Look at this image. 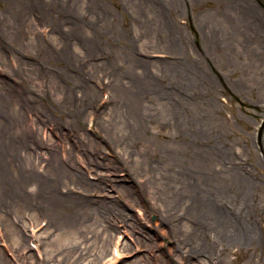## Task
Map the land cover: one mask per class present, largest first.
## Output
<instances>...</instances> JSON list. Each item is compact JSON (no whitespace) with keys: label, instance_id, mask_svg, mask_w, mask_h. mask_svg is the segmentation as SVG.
<instances>
[{"label":"rangeland","instance_id":"rangeland-1","mask_svg":"<svg viewBox=\"0 0 264 264\" xmlns=\"http://www.w3.org/2000/svg\"><path fill=\"white\" fill-rule=\"evenodd\" d=\"M23 20L24 32L17 33ZM0 42L5 45L0 55V130L35 133L42 146L34 152L32 166L42 174L53 153L92 182H99V173L110 179L104 187L85 190L71 180L58 183L62 192H83L94 201L115 205L102 213L101 221L115 230L100 264H173L168 259L171 223H160L151 202H144L150 209L138 202L136 189H131L136 201L131 198L129 203L111 188L130 184L125 166L89 164L82 151L98 149L99 162L118 160L108 144L111 137L98 127L107 124L114 106L107 104L114 88L111 73L131 70L130 55L145 61L136 69L153 83L141 96L189 98L186 108L206 136L200 145L216 147L226 166L241 167L251 180L245 190L247 207L230 191L221 196L216 192L215 199L221 211L227 210L226 231L246 233L244 240L221 241L225 250L218 261V250L210 246L204 260L209 255L217 264H264V0H0ZM17 96L26 100L24 109L15 104ZM89 100L92 105L87 107L84 102ZM3 141L0 152L7 157L0 165L3 179L11 182L0 179V257L6 259L0 258V264L42 262L43 248L57 233L51 226L46 229L53 217L38 208L31 217L33 200L22 195L35 187L34 180L23 178L10 155L24 158L27 148ZM116 213L135 228L125 227ZM10 223L22 228L28 239L25 258L7 248ZM87 242L91 255L80 264H96L100 250L91 239ZM183 250L174 258L181 254L184 261Z\"/></svg>","mask_w":264,"mask_h":264},{"label":"bare ground","instance_id":"bare-ground-1","mask_svg":"<svg viewBox=\"0 0 264 264\" xmlns=\"http://www.w3.org/2000/svg\"><path fill=\"white\" fill-rule=\"evenodd\" d=\"M141 4H144L143 8H148L144 2ZM232 12L237 11L232 10ZM231 19L229 17V20ZM2 20L5 26L6 17L4 16ZM22 24L24 20L18 25L17 33L24 32ZM4 46L0 42V55ZM130 56L131 70L126 68L123 71L121 68L120 72L118 70L117 73L115 71L111 73L114 88L107 104L114 106L109 112L107 124L98 127L101 132L111 137L113 144L110 141L108 144L118 160L114 157V159H105L106 162H99L95 156H98L100 151L98 149L91 151L90 148L82 150L85 159L89 164L107 166L112 169L125 166L124 173L128 175L126 180L130 184H112L111 188H115L116 192L123 194L122 196H125L127 200L132 198L136 201V197L146 209L150 207L148 208L144 202H151V209L157 211L160 223L165 221L171 223L169 236L170 241L173 242V249L169 251L168 259L173 264H214L215 261H211L212 256L208 255L207 260H204V253L210 246L218 250L216 257L218 261L225 250V246L222 245L224 241L241 243L246 234H235L232 229L226 231L225 223H228L229 219H226L227 216L223 213H227V210L224 207L222 211L218 208V202L215 201L216 192L221 196L230 191L247 207L248 197L245 190L251 180L243 174L245 172L241 171V167L236 165L232 167L233 163L226 166L222 155L216 152V147L209 144L200 145L201 136H206L201 131L199 119L195 114V116L190 115L186 108L189 98L186 96H141L147 89L153 88V83L149 77L138 74L136 69L137 66L142 69L141 66L145 61ZM178 70L181 71V67ZM177 75L179 77V74ZM124 76L127 78L126 82L123 81ZM17 100L15 104L18 107L24 109L27 106L26 100L21 97ZM84 103L87 107L92 105L90 100ZM5 129L0 130V139L4 140V143L27 148V156L24 158L20 154L19 157L13 153L10 155L12 160L18 163L17 167L23 178L29 181L34 180L35 187L22 195L25 200H27L26 196L29 200H33L29 203V208L32 209L31 217L36 216L37 208L45 209L53 217L49 219L46 229L51 226L57 231L47 247L43 248L42 262L37 261L31 264L49 262L80 264L83 259L91 255L87 247L89 239L92 240L93 246L97 245L100 250L99 254L95 255V259H98L96 264H100L104 258L103 254L108 252L113 242L112 233L115 230L101 221L102 213L115 209V205L101 199L94 201L86 197L83 192L78 194L66 190L62 192L63 186L60 185L63 180H71L85 190L92 186L104 187L110 179L99 173V182H92L86 179L79 169L71 164L62 163L53 153L50 154L46 171L42 174L32 166L34 152L42 146V142L36 140L35 133L22 128L18 130L20 132L14 131L11 134ZM165 130L172 132L166 135ZM53 132L61 136L59 132L55 130ZM121 153L124 154L123 158H120ZM131 155L134 157L127 159ZM3 157L7 156L4 151H1L0 163ZM25 159H29L31 164L29 169L24 167ZM3 170L4 166L0 165V179L5 180ZM19 172L17 170L18 174ZM5 181L11 182L10 179ZM113 181L115 182L116 179ZM59 182L61 183L58 185ZM133 188L137 191L134 198L132 197ZM128 202L131 203L129 200ZM115 216L125 227H130L132 230L135 228L126 216L121 213H116ZM43 233L48 232L44 230ZM6 234L9 239L7 248L11 253L24 257L27 249L25 243L27 244L28 239L22 228L18 229L10 223ZM120 245L122 250L128 249V245ZM114 247L118 249L117 242L114 243ZM182 249L186 252V259L183 261L179 253L180 256L178 255L177 260L174 261L176 258L173 255L178 254L177 251ZM2 260L6 261L4 257L1 258V262Z\"/></svg>","mask_w":264,"mask_h":264}]
</instances>
